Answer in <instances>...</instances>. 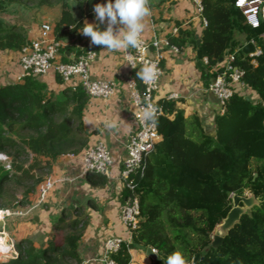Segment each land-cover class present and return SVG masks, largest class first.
<instances>
[{
    "label": "trees",
    "instance_id": "1",
    "mask_svg": "<svg viewBox=\"0 0 264 264\" xmlns=\"http://www.w3.org/2000/svg\"><path fill=\"white\" fill-rule=\"evenodd\" d=\"M24 1L29 0H0L2 52H18L31 44L24 25L3 18L13 15V8ZM58 1L62 7L55 23L57 40L75 37L85 24L75 17L72 3L95 20L94 5L106 2ZM200 1L207 21L201 44L197 45L194 33L185 30H179L177 37L169 36L170 44L180 52L191 46L200 61L207 58L204 76L213 80L217 75L212 70L219 67V61L226 53L235 54L234 65L244 72V84L259 100L249 102L235 94L217 116L214 134L206 132L199 117L185 118L174 102H158L164 110L158 120L162 139L144 160L143 171L131 177L135 191H124L125 199L136 197L140 205V223L132 232L131 245L137 250H156L158 259L153 264H167V257L176 251L183 253L186 264H264V23L258 28L248 25L236 6L238 0ZM44 2L47 0L41 4ZM237 34L245 36V42L254 41L261 54L255 58L243 54ZM78 38L83 41L81 34ZM82 44L80 54L104 48L93 45L91 39ZM63 53L62 60L67 62ZM141 69L132 73L140 89L142 80L137 73ZM89 99L81 86L57 95L35 76L0 85V153L13 158L10 169L0 162V199L6 183L27 185L19 202L25 207L59 156L86 147L83 111ZM29 155L32 161L25 165L21 160ZM93 177L101 184L105 182L104 176L88 175L89 179ZM247 191L260 205L242 217L222 246L214 248V233L232 209V197ZM68 211L54 219L47 242L37 248L32 240L19 241L17 258L7 264H82L79 247L88 217L80 208L73 214ZM61 232V238L55 236ZM196 255L200 258L194 263ZM112 258L117 264H131L130 244L124 243Z\"/></svg>",
    "mask_w": 264,
    "mask_h": 264
},
{
    "label": "crops",
    "instance_id": "2",
    "mask_svg": "<svg viewBox=\"0 0 264 264\" xmlns=\"http://www.w3.org/2000/svg\"><path fill=\"white\" fill-rule=\"evenodd\" d=\"M148 6L151 14L144 18V30L141 34L145 41L166 39L169 36L177 37L179 31L175 34V29L194 33L197 41L202 39L206 26L194 0H148ZM86 15V10L83 12L80 10L75 17L84 20V23L85 21L96 23L94 19H89ZM41 26L27 28L31 42L40 39ZM53 26L55 27V24ZM79 34L83 37L82 42L78 40ZM89 39L90 37L83 35L80 31L75 37L59 40L63 45L62 54L65 52L68 57L67 62L77 61L83 55L79 53L82 49H78L76 45L82 46V43ZM236 39L241 43L242 52L250 43L254 44L256 52L261 51L254 41L245 42L243 35H236ZM127 50L130 48L119 51L102 48L100 52H96V57L91 63L92 78L114 82L118 86L117 95L110 101L88 100L83 111V136L86 139V147L78 152L69 151L59 156L52 164L51 173L46 179L52 178L57 181L56 187L47 201L28 217L31 222L32 220L34 222L32 227L37 226L30 229L29 238L41 235L44 237V242H47L52 233L54 219L58 218L65 209L72 213V210L80 208L81 214L88 217V225L79 247L82 264H102L104 243L107 239L114 237L123 238L132 247L131 264H153V260L145 251L133 248L132 233L121 223L119 215V208L127 199L124 198V185L118 180L123 170L127 145L138 129L135 119L136 109L132 105L131 90L128 86L132 71L124 59ZM202 62L191 46L178 54L165 49L162 64L163 76L156 97L158 102L163 100L174 102L176 110L183 112L187 119L199 117L206 132L214 134L217 116L221 113L222 106L218 98L208 91V85L213 82V79L204 76L203 66L206 67V65ZM21 75L19 51H0V85L8 82L17 83ZM39 79L48 85L50 92L57 95L67 88L75 90L80 86L79 78L61 82L52 71ZM238 92L239 95L250 97L252 101L259 100L258 95L248 87H239ZM175 114L170 116L171 120L175 119ZM110 124L111 127L108 126ZM99 141L107 146L113 157L110 174L104 176L105 182L102 184L96 177L89 179L88 176H84L82 166L83 151ZM37 204L38 193L36 192L34 197L29 198V204L25 206ZM34 244L36 246L35 242Z\"/></svg>",
    "mask_w": 264,
    "mask_h": 264
},
{
    "label": "built area",
    "instance_id": "3",
    "mask_svg": "<svg viewBox=\"0 0 264 264\" xmlns=\"http://www.w3.org/2000/svg\"><path fill=\"white\" fill-rule=\"evenodd\" d=\"M198 6V11L202 16L203 6L200 0H194ZM236 6L240 8L246 18L248 25L258 28L264 23V0H238ZM203 18V16H202ZM203 23L207 26V21L203 18ZM179 29H175L174 33H178ZM264 39V34L261 36ZM142 44L139 50L130 48L124 54L125 62L130 67L132 73L138 68H142L148 61L157 62L159 74L157 80L152 84H146L142 81L140 89L133 77L128 80V86L131 90L132 105L136 109L135 119L138 124L136 133L132 136L127 145V151L123 160V170L119 177L120 182L125 189L131 192L135 191L136 185L131 181V177L143 171L144 160L151 154L162 137L158 130V120L164 116L163 107L159 105L156 94L159 91L160 80L163 76V60L164 50L169 49L173 53H180V49L172 46L166 39H154L151 42L145 41L140 37ZM78 49H83L80 44L76 45ZM63 45L56 39L55 27L49 23L40 27V39L34 40L31 44L25 46L19 51V62L22 75L21 81L25 77L35 76L43 77L54 72L64 82H69L73 78H79L80 86L90 99H102L106 101L112 100L118 92V86L112 81L94 80L91 73V63L96 57V52L90 51L74 62H64L62 60ZM261 54L257 51L249 57L255 58ZM207 66L209 61L203 59ZM235 54L229 55L219 67H215L212 71L217 77L209 85L208 91L213 93L219 100L222 109L225 104L235 95L238 94L239 87H246L243 82L244 72L234 65ZM134 64L135 67H131ZM147 104H152L157 109L155 113V122L146 121L143 117V111ZM83 175H100L109 176L113 166V157L107 146L99 141L94 145L88 146L82 153ZM66 181V180H61ZM57 181L52 178L46 179L39 185L38 204L33 206H25L21 211H13L11 209L0 208V224L1 229L6 233L7 220L14 216L29 217L32 212L45 203L50 193L55 189ZM119 215L121 223L132 233L137 230L140 223V205L136 197H130L120 206ZM126 243L123 238H109L104 243V257L101 259L102 264H117L112 258L117 254L123 244ZM9 252H13L11 259L17 258L16 243L14 240L7 241ZM157 254V251L154 250ZM12 261V260H10Z\"/></svg>",
    "mask_w": 264,
    "mask_h": 264
},
{
    "label": "clouds",
    "instance_id": "4",
    "mask_svg": "<svg viewBox=\"0 0 264 264\" xmlns=\"http://www.w3.org/2000/svg\"><path fill=\"white\" fill-rule=\"evenodd\" d=\"M94 13L96 23L85 21L80 29L83 35L90 37L93 45L103 46L110 51L128 48L143 50L140 39L144 30L143 20L151 14L148 0H106L94 5ZM130 65L135 67L134 64ZM158 74L157 62L148 61L137 76L146 84H152L157 80ZM156 111L155 106L147 104L143 111L144 119L155 122ZM167 264H186L183 253L176 251L169 255Z\"/></svg>",
    "mask_w": 264,
    "mask_h": 264
},
{
    "label": "rangeland",
    "instance_id": "5",
    "mask_svg": "<svg viewBox=\"0 0 264 264\" xmlns=\"http://www.w3.org/2000/svg\"><path fill=\"white\" fill-rule=\"evenodd\" d=\"M42 0H29L28 2L24 1L20 4H17L13 8V15H7L4 16V20H6L8 23H18L24 25V27L27 29L32 27H37L46 23L54 25L61 17V7L62 4L58 0H47V2H44L41 4ZM74 6V13L77 15L79 11L81 10L79 8V5L76 3H72ZM239 35V34H237ZM27 135V133H25ZM33 156H23L21 162L25 163V165H29L32 161ZM13 160L12 156H8L7 154L0 153V162L7 168L10 169L11 167V161ZM46 174V171L40 172L37 171V174ZM25 187L27 185L17 186L16 184L6 183L2 190L3 197L0 199V206L2 209H11L13 211H21V206L19 202L23 199V193L25 191ZM251 192L247 191L245 193V196H250ZM35 194L31 195V197H34ZM72 210V214H73ZM33 220L32 222L28 219V217L23 216H14L7 220V228H6V239L7 241L9 239L14 240V242L17 244L21 240H32L36 243V247L39 248L42 243L44 242V237H41V235H37L36 238L30 237V229L31 228H37L32 227L33 226ZM35 226V224H34ZM42 229V228H41ZM38 231V229H36ZM41 233V232H40ZM0 234L3 233V229L0 228ZM62 232L57 233L55 236L61 238ZM216 234V231L214 235ZM35 236V235H34ZM8 248V246H6ZM9 250V248H8ZM11 256L13 255V252L6 251V253L0 254V264H7L10 262Z\"/></svg>",
    "mask_w": 264,
    "mask_h": 264
},
{
    "label": "water",
    "instance_id": "6",
    "mask_svg": "<svg viewBox=\"0 0 264 264\" xmlns=\"http://www.w3.org/2000/svg\"><path fill=\"white\" fill-rule=\"evenodd\" d=\"M201 44V40L197 41V45L199 46ZM256 52V48L253 43L248 44L243 49V53L247 56H250ZM229 56L228 53L225 54V56L219 61V64H222L224 60ZM8 84H12L11 82H8ZM246 100L249 102H252V99L250 97H246ZM258 174L254 175V178H257ZM232 209L228 213L227 217L223 220L222 224H220L216 229V234L213 236V242L212 246L214 248H219L224 244V241L226 237L229 235L230 231L235 228L237 224L241 222V219L244 215L248 214L250 210H252L255 206L260 205V201L254 196H240V195H234L232 197ZM3 226V224H0V228ZM132 247H130L131 249ZM146 254L149 258L152 260H157L158 256L154 253L152 248H148L146 251ZM200 258V255H196L194 263L198 261Z\"/></svg>",
    "mask_w": 264,
    "mask_h": 264
},
{
    "label": "bare ground",
    "instance_id": "7",
    "mask_svg": "<svg viewBox=\"0 0 264 264\" xmlns=\"http://www.w3.org/2000/svg\"><path fill=\"white\" fill-rule=\"evenodd\" d=\"M5 236H7L6 233H4L3 235L0 234V254H2V253L5 254L6 251H9L8 248H6V246H7V239H6Z\"/></svg>",
    "mask_w": 264,
    "mask_h": 264
}]
</instances>
